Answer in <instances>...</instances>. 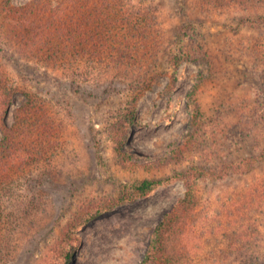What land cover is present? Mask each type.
<instances>
[{
	"label": "rangeland",
	"instance_id": "obj_1",
	"mask_svg": "<svg viewBox=\"0 0 264 264\" xmlns=\"http://www.w3.org/2000/svg\"><path fill=\"white\" fill-rule=\"evenodd\" d=\"M107 9L118 23L100 43L107 60L87 52L49 65L15 41L0 51L20 89L6 125L26 94L49 105L30 123L47 163L13 167L0 190V264H141L195 165L209 174L190 218L168 231L172 264H264V0H116ZM120 120L133 122L121 145L111 137ZM144 180L161 184L120 201Z\"/></svg>",
	"mask_w": 264,
	"mask_h": 264
},
{
	"label": "trees",
	"instance_id": "obj_2",
	"mask_svg": "<svg viewBox=\"0 0 264 264\" xmlns=\"http://www.w3.org/2000/svg\"><path fill=\"white\" fill-rule=\"evenodd\" d=\"M115 1L62 0L57 6L47 2L29 3L18 7L13 5L12 0H0V28L2 29L0 31L4 38V40L0 39V51L4 50L10 42L15 41L13 43L24 55L27 54L34 61L49 65L72 63L87 52L93 59L107 60L110 49L100 46V43L111 38L112 31L118 26L114 20L115 17L109 18L107 9L108 3ZM123 58L121 56L118 63L124 64ZM170 61L176 67L180 65L178 56L172 57ZM103 64L110 68V62H103ZM19 91L20 89L0 69V130H3V137L0 139V190L5 182L9 181L8 176L13 167L20 172L26 166L40 169L43 163H47L46 155L49 153L45 149L46 144L41 145L43 140L40 141V134L35 132L32 125L30 126V123L36 120L43 122L49 107L48 104V106L41 104L40 99L34 98L35 95L26 94L27 99L16 112L13 127H8L5 123L14 95ZM191 109L192 118L196 119L197 110L192 107ZM132 123L131 120H120L112 126L111 137L114 144H123L124 135ZM35 142L38 147L33 152L31 148ZM261 157H264V150ZM254 161L247 159L235 168L243 172L251 167ZM190 171L186 175L185 198L163 217L141 264H172L173 258L165 245L168 231L190 218L197 181L209 174L198 165L193 166ZM160 184V181L153 180L137 182L131 186V194L120 201L126 202L129 198L146 197ZM97 213L88 215L93 218ZM85 223L73 224L66 238ZM71 255H74L72 250L66 251V258Z\"/></svg>",
	"mask_w": 264,
	"mask_h": 264
}]
</instances>
